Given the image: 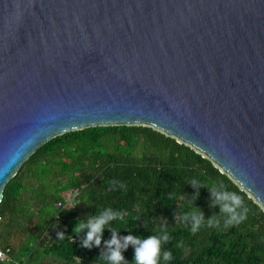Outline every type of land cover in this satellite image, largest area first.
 <instances>
[{"label": "water", "instance_id": "1", "mask_svg": "<svg viewBox=\"0 0 264 264\" xmlns=\"http://www.w3.org/2000/svg\"><path fill=\"white\" fill-rule=\"evenodd\" d=\"M146 124L264 209V0H0V198L66 130Z\"/></svg>", "mask_w": 264, "mask_h": 264}, {"label": "trees", "instance_id": "2", "mask_svg": "<svg viewBox=\"0 0 264 264\" xmlns=\"http://www.w3.org/2000/svg\"><path fill=\"white\" fill-rule=\"evenodd\" d=\"M221 191L243 197L244 221L224 227L214 195ZM1 192L0 264H110L105 242L113 235L122 245L129 235H167L158 264H264L260 204L207 156L150 125L96 124L53 135L22 161ZM200 213L204 227L192 233L193 216ZM106 214L115 218L105 225L99 247H83L88 228L78 234L72 229ZM211 217L218 226H207ZM121 251L134 264L132 244ZM166 251L171 260L163 258Z\"/></svg>", "mask_w": 264, "mask_h": 264}, {"label": "clouds", "instance_id": "3", "mask_svg": "<svg viewBox=\"0 0 264 264\" xmlns=\"http://www.w3.org/2000/svg\"><path fill=\"white\" fill-rule=\"evenodd\" d=\"M216 202L219 204V212L226 216L223 221L225 228L234 224H239L247 218L248 208L237 192L221 191L214 193ZM210 207L212 205H209ZM114 216L103 215L88 220L86 225L78 224L77 227L72 229L73 234H78L83 227H87L88 231L85 238L82 241L83 247L90 248L92 246L99 247L100 240L102 238V232L110 219H114ZM215 217L209 218L207 221L208 227L218 226L217 221L214 225ZM203 213L198 216H193V222L190 226V231L195 233L201 230L204 225ZM58 238H63V233H57ZM124 244L122 245L115 235L112 239L105 242L106 248L110 249L106 259L110 264H127L122 255L121 249H126L128 244H132L134 249V264H158L160 258L161 241L167 242L168 236L158 238L155 235H151L148 238L141 240L139 236H125L123 237ZM114 246V247H113ZM165 260H171V251H166L163 254Z\"/></svg>", "mask_w": 264, "mask_h": 264}, {"label": "rangeland", "instance_id": "4", "mask_svg": "<svg viewBox=\"0 0 264 264\" xmlns=\"http://www.w3.org/2000/svg\"><path fill=\"white\" fill-rule=\"evenodd\" d=\"M68 198H70V195H68ZM71 201H73V200H71ZM71 201H70V204L72 203ZM0 243H4V235H3V233L0 234Z\"/></svg>", "mask_w": 264, "mask_h": 264}, {"label": "built area", "instance_id": "5", "mask_svg": "<svg viewBox=\"0 0 264 264\" xmlns=\"http://www.w3.org/2000/svg\"><path fill=\"white\" fill-rule=\"evenodd\" d=\"M58 201L56 202V204L58 205ZM5 258V254H4V251L2 249H0V259H3Z\"/></svg>", "mask_w": 264, "mask_h": 264}]
</instances>
